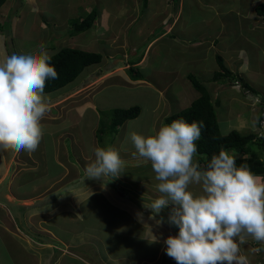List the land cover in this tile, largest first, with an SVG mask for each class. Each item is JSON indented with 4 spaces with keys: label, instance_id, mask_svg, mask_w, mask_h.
Masks as SVG:
<instances>
[{
    "label": "rangeland",
    "instance_id": "obj_1",
    "mask_svg": "<svg viewBox=\"0 0 264 264\" xmlns=\"http://www.w3.org/2000/svg\"><path fill=\"white\" fill-rule=\"evenodd\" d=\"M46 1H49V6L44 7L47 16L44 21L40 20V11H35V7L28 0H6V3L0 6V18L3 19L0 35L6 37L5 40L0 41V59L6 54H23L26 50H33L38 45L44 44L51 56L63 48H74L99 53L103 56V60L99 65L86 68L64 89L53 94H44L47 99H61L72 93L68 100L63 99L53 104V107L49 106L41 121L44 134L37 151L43 149L44 153L40 165L35 171L23 172L20 183L14 186V190L17 195L23 197L34 196L35 193L45 190L50 185L49 181H56L62 176L65 169L58 166L55 155L56 148L64 147L65 156L70 157L67 166L72 174L65 180V189L61 188L62 184H56L57 186L46 199L52 205L48 207L45 203L46 209L43 210L46 214H54L53 230L59 238V241H54L59 245L56 251L61 252L59 248H66L72 253L64 254L63 263L100 264L102 259L101 264H141V260L152 257L158 251L155 244L144 241V235H149L142 224L149 226L144 218L152 216L151 210H146L143 204L158 198L159 193L156 190L157 181L150 164H145L137 158L134 146L127 138L128 133L136 131L147 134L150 129L158 128L164 123L166 117L188 108L200 96L190 81L184 77L186 71L210 90L221 125L227 124L223 120L227 118L225 116L227 111L232 117L231 131L241 132L236 127L240 122L245 132L264 135V122L259 120L256 128L253 129L251 126L253 118L250 119V123L249 119L240 120L247 115L245 108L249 109V115L254 113L253 117L261 115L264 111V90H256L259 94H255L254 99L243 96L231 86H226L227 78L214 82L212 75L213 70L218 66L217 62L209 54L205 56L209 51L207 43L214 40L215 37L212 36L219 32L220 34L216 36L219 37L218 45L228 46L227 50L230 49L228 57L233 55V51L240 50V47L247 49L254 47V51L258 52L259 48L256 45L258 32L250 24H254L257 18L255 7L264 4V0H210L209 4L208 0H183L184 4L182 0H171L176 4V8L182 1V17L177 21L176 26L174 25V34L178 33V36L173 38L169 35L167 41L159 42L153 48L145 66L136 68L142 78L147 80L143 79L140 82L148 85L135 84V86L132 83L126 84L123 67L140 60L147 44L140 43L143 38L136 41L132 37L133 29L130 28V22L126 23L127 20L124 21V18L114 20L115 17H112L108 29L104 26V22H101L98 26L93 25L86 32L70 36L71 24L74 20L86 17L95 9L99 21L103 8L109 10L110 14L116 13L118 0H89L86 2L88 7L82 5L78 7L81 0L70 2L69 0H35L33 4L42 7ZM130 1L134 2V0ZM140 1L138 10L140 15H143L147 6L144 7L142 0ZM22 7L25 8L23 16ZM156 11H159L156 17L161 18L167 12V6L164 7L163 4L161 8L152 12ZM19 15L16 20V16ZM123 27L129 31V36L125 37L123 32L120 39H115L113 34H117ZM146 27L150 25L147 24ZM102 28L106 30L103 35ZM146 34L147 32L141 36L145 37ZM149 36L151 37L150 33ZM124 41L127 43L125 46H123ZM189 41L192 44L189 45ZM136 46L139 48L138 55L133 53ZM119 67L122 71L116 72ZM125 74L129 81L139 82L132 80V73L125 70ZM166 83L170 84V95L163 93L162 97L160 90ZM222 83L225 84L223 88L220 87ZM133 106L141 108L137 119L126 122L118 129L117 134H113L108 126L105 127L104 134H99L100 124L103 122L104 125L109 124L115 109H128ZM97 137L102 139V142H99ZM97 146L115 148L125 162L122 175L109 182L106 178L105 182L108 183L104 188L101 186V181L85 179L84 169L94 160L93 150ZM253 151L264 159V146H254ZM83 152L86 156H91L89 162L83 160ZM74 179L80 182L72 183ZM67 186L72 188V193L68 192ZM5 190L6 184L1 187L0 193H5ZM190 190L197 194L200 191L195 185L191 186ZM73 199L75 201H72ZM61 203L70 204L67 208L69 210L64 212L55 210ZM19 204V201L14 202V207L7 204L17 220H19L17 215L20 210L17 209ZM125 207L129 208L126 211L130 210L134 213V218L123 212ZM172 207L169 205L155 219H151L157 221L162 216L167 221ZM140 213L142 215H139ZM147 213L148 215L145 216ZM6 221L5 212L0 209V225ZM163 225L167 228L169 226L167 222ZM28 227L30 226L26 225L27 230L31 232L32 228L30 227L29 230ZM247 242L249 246L255 243ZM257 244L264 246L263 243ZM32 246V243L22 241L18 237L1 238L0 264H38V260H42L36 256L40 253V249L36 252L34 249L37 246L30 248ZM254 246H251L253 250ZM252 248L250 252H253ZM250 257L249 260L255 259ZM119 258L124 259H120L121 262L118 263ZM50 259L51 257L48 258Z\"/></svg>",
    "mask_w": 264,
    "mask_h": 264
},
{
    "label": "clouds",
    "instance_id": "obj_2",
    "mask_svg": "<svg viewBox=\"0 0 264 264\" xmlns=\"http://www.w3.org/2000/svg\"><path fill=\"white\" fill-rule=\"evenodd\" d=\"M5 39L0 35V41ZM51 59L44 44L0 59V151L37 150L44 134L41 121L49 108L46 82L59 78ZM258 122V116L252 119L253 129ZM203 128V121L188 123L180 118L147 134L128 133L135 155L150 164L157 181L158 198L143 207L155 219L173 206L166 222L178 232L163 243L166 255L176 264H250L241 245L249 237L264 243V178L246 163L238 165L236 149L223 145L202 166L195 157ZM232 128L231 121L222 124L221 135H228ZM93 151L94 160L84 169L85 179L101 181L104 188L122 175L125 162L111 146H97ZM193 185L199 187L198 194L190 190ZM67 190L72 193L71 187ZM156 223L163 225L164 217Z\"/></svg>",
    "mask_w": 264,
    "mask_h": 264
},
{
    "label": "crops",
    "instance_id": "obj_3",
    "mask_svg": "<svg viewBox=\"0 0 264 264\" xmlns=\"http://www.w3.org/2000/svg\"><path fill=\"white\" fill-rule=\"evenodd\" d=\"M35 0H28L29 3H32V5L35 7V11H40V20L44 21L46 19V14L44 12V7H48L49 6V1H46L42 7L36 6L34 5ZM71 0H69L70 2ZM89 0H81V4L78 5L79 6H85L88 7V5L86 4V2H88ZM183 1V0H182ZM182 1L180 3V6L178 8L175 7V3H172L171 0H149L147 3V8H146V12L143 15H140L139 12V8L138 6L141 4L140 0H134V2L130 1V0H118V10L116 11V13H112L110 14L109 10H107L106 8L102 9V13L99 16V21L97 20V18L95 20V24H97V26L99 25V23H103L104 22V26L108 29V24L110 23V18L112 19V17L114 18V20H117L119 18H124V21H126V23L130 22V28L133 29V35L132 37L135 38L136 41H139L140 39L143 38V40L140 43H146V50L144 52V54L142 55V57L140 58V60H138L137 62L134 63L135 67H143L145 66L148 57L150 55V53L152 52L153 48L159 43L163 41H167V36H172L173 38H175V36H178V33L174 34L175 31V26L177 21L180 20V17H182ZM209 2H207L208 4L210 3V0H208ZM6 3V1H5ZM4 3V4H5ZM3 4V5H4ZM164 4V7L167 6V12L161 17H156V15L159 13V11L156 12H152L153 10H157L158 8H161V6ZM184 4V1H183ZM214 4V3H211ZM210 4V5H211ZM263 4V3H262ZM153 5V6H150ZM30 6V5H29ZM24 9L22 7L21 9V13L22 16L24 15ZM95 10V9H94ZM91 12V11H90ZM252 12V11H251ZM255 14L256 12V7L254 9ZM258 15V14H257ZM256 15V19H255V23H251L250 25H252L253 29L255 31L258 32V42L256 43V45L259 48V51L256 52L254 51V47H251L250 49H247L245 47H240V50L238 49L237 51H233V55H231V57H228V55L230 54L229 50H227L228 46L226 44H222V46L218 45V38L216 37L220 34L219 33H215L212 37H215L214 40H211V42H208V49L209 51L207 53H205V56L207 57V54H209L210 56H212L213 58H215V61L217 62L218 65V61H217V57L221 56L223 58L224 64L225 66L234 73H238L240 77L244 78V82L246 83V88L243 87H239V86H235L232 81L231 78H227L226 81V86H231V88L236 89L237 91L241 92V94L245 97H251L255 99V94H259L257 91H263L264 90V39H263V34H264V19L260 16ZM20 17V15L17 17L16 16V20ZM83 18V17H81ZM143 18V19H142ZM142 19V20H141ZM141 24V25H137V24ZM150 25V27H146V25ZM175 25V26H174ZM128 28V29H130ZM222 29V28H221ZM220 29V30H221ZM90 30V29H89ZM104 32H106V30L104 28H102V35L105 34ZM123 32L125 33V37L129 36V31L126 29V27H123L122 30H119L117 34H113V37L115 39H120V37L122 36ZM145 32H147L145 37H142L141 35L144 34ZM149 33L151 35V37L149 36ZM174 34V35H172ZM223 36V35H222ZM138 38V39H137ZM133 40V39H132ZM121 41V40H120ZM139 43V44H140ZM123 46H125L127 43L126 41L123 42ZM192 44L189 41V45ZM140 46V45H139ZM135 50L133 51V53H135V55H138L139 53V48L138 46H136V48H134ZM212 50V51H211ZM229 51V52H228ZM147 54V56H146ZM226 55V56H225ZM194 57V56H193ZM194 58H198L197 56H195ZM226 58V60H225ZM130 63L127 64V66L123 67L125 68L126 71L129 72L131 66L129 65ZM231 64L235 65L232 66ZM217 68V69H216ZM213 70V75L220 71V67L219 65ZM122 68L119 67L118 69H116L115 71L120 72ZM219 69V70H218ZM125 70L123 71V75L126 78L127 83H132L134 84L133 86L136 85H141L144 84L143 82H140V80H137L139 82H131L127 79L126 74H125ZM186 73V75H184V77H186V79L188 81H190V75H192L191 73H188L186 71H184ZM201 76H203L202 74H200ZM107 76V75H106ZM194 76V75H193ZM195 77V76H194ZM204 77V76H203ZM196 78V77H195ZM144 79V81H147L145 78H142V80ZM197 79V78H196ZM223 79V78H222ZM221 81V80H219ZM236 81V80H235ZM216 82V81H215ZM262 82V84H261ZM241 83V82H239ZM147 83H145L144 85H146ZM190 84L191 81H190ZM148 85V84H147ZM224 83L220 84V87L223 88L224 87ZM191 86V85H190ZM193 87V85H192ZM191 88V87H190ZM194 88V87H193ZM219 89V87H218ZM170 84L166 83L162 85V89L160 90L161 96L163 97V93L164 95L166 94L167 96L170 95ZM196 90V89H195ZM79 91V90H78ZM76 91V92H78ZM197 91V90H196ZM211 91H213V88H211ZM72 93H68L66 96H64L61 99H47L48 105L53 107L52 105L65 99L68 100L69 96ZM185 95V93H183ZM253 96H249L252 95ZM245 97H243V99H245ZM256 102L258 101L257 99L255 100ZM252 106V105H251ZM84 107H87V105H84ZM245 112L247 113L245 118H241L240 116L238 119L240 120H245L249 119V123H250V119L254 118L253 115H249V109L245 108ZM225 116H227L226 119H223L224 121L228 122L232 119L231 116H229L228 112H225ZM262 117V118H261ZM259 118L261 119V121H264V111L261 113V115L259 116ZM54 120V119H53ZM237 128H239L241 130L242 134H249L251 132H245L242 128L240 122L238 124H236ZM243 131V132H242ZM240 132V131H239ZM43 149H41L40 151H36L34 152H27V151H21L19 153H12L10 151H0V189L1 187L6 184V190L5 193H0V209L3 210V212H5V216H6V222H4V224L0 225V239L1 238H10V237H18L20 238L22 241H26V242H30L33 244L32 247L30 248H34V246H37V248L34 249V251L39 252L38 249H40V253L36 254L33 250L34 255L36 254L37 258L40 257V259L42 258V260H38V264H50L52 262V264H64L63 262L64 260V254H72L70 249H66V248H59L61 249V252H57V248H58V244H55L54 241H59V238L56 234V232H54L53 230V218H54V214L52 213H44L43 210L46 209V207L44 206L45 203L48 204V207L50 205H52L50 203V201H46V199L48 198L49 195H51L50 193L55 189V186H57L56 184H62L63 186H61V188L63 187L65 189V180L67 179L68 176H70L72 173L70 172L71 170L69 169V166H67V163L69 164L68 160H70V157H66L65 156V150L64 147H58L56 148V161L58 166L61 169H65V172L62 176H60L56 181H52V182H48L50 183V185H48L45 190L35 193L34 196H27V197H23L20 194L17 195L18 193L16 192V190H14V186L20 183V176L23 172L26 171H35L38 168V165H40V159L43 156L44 151H42ZM83 160L86 162H89V160L91 159V156H86V153L83 152ZM79 175V174H78ZM80 177V176H79ZM261 178H264V176H259ZM81 180V179H79ZM31 182V180H28ZM80 181H76V179H74V182L72 183H79ZM70 185V184H68ZM69 186L66 187V189H68ZM60 191V190H59ZM59 191H56V193H59ZM15 201H19L20 204L17 207V209H20L17 213L19 220L15 219L12 215V211L9 210V208L7 207V204H9L11 207H14V202ZM72 201H75L74 199ZM70 206V204H65V203H61L59 206L57 205L56 209H59L60 211H68L69 209H67ZM127 209H129L127 207ZM126 207L124 208L123 212L127 213L129 215H131L133 217V212L130 211L132 214H130L129 211L127 210ZM148 213L145 215L147 216ZM148 218H144L146 223H149L150 225V230H148V225H146L145 223L142 224L145 228V231H147L148 235L145 234L144 235V241L148 242V243H152L155 244L156 247L158 248V251L149 258H144L143 260H141V264H176V261L170 257H168L164 251V249L166 248V245L163 243L164 239H166L169 235H175L178 232V229L173 228L172 226H168L165 227L166 225H157L156 221H153L149 216H147ZM134 218V217H133ZM167 220V219H166ZM166 222V221H165ZM26 225H29L32 229L31 232H29L26 228ZM30 227H28V229L30 230ZM3 229V231H2ZM154 236L157 237V242H152V234ZM7 234L8 236L5 237L4 235ZM36 241V242H35ZM247 241H254L253 239H251L250 237L248 238ZM256 244L254 246V244L252 243L251 246H254L255 249H261L260 251L256 252L253 251V248L251 246H249L248 242L241 245V251L242 254H245L248 256V258L254 257V260H249L250 264H264V246L257 244L258 242L254 241ZM63 244V242H62ZM259 245V246H258ZM264 245V243H263ZM69 247V246H68ZM252 248L253 252H250ZM45 252L43 255L42 253ZM59 255H61L59 257ZM50 260H48V258H50ZM93 257V256H92ZM250 257V258H251ZM120 259H124V258H119L118 259V263H120ZM44 260V261H43ZM42 262V263H41ZM44 262V263H43ZM50 262V263H49ZM102 259L100 261L101 264ZM98 263V262H97ZM106 264V263H103Z\"/></svg>",
    "mask_w": 264,
    "mask_h": 264
},
{
    "label": "trees",
    "instance_id": "obj_4",
    "mask_svg": "<svg viewBox=\"0 0 264 264\" xmlns=\"http://www.w3.org/2000/svg\"><path fill=\"white\" fill-rule=\"evenodd\" d=\"M6 0H0V6ZM149 0H142L143 6H147ZM258 16L264 19V4L256 7ZM97 11L93 10L88 13L86 17L76 19L71 24L70 36H75L91 29L97 18ZM0 18V28L3 27ZM5 26V25H4ZM1 30V29H0ZM103 56L99 53L87 52L84 50L74 48H63L54 56H52L51 64L55 67L59 78L55 80H48L44 89V94L56 93L65 87L72 84L84 71L94 65L101 64ZM220 71L213 76V81L222 80V78H231L234 84L238 83L241 87L246 88L244 78L240 77L238 73L231 72L224 64L221 56L217 57ZM137 62V61H136ZM129 72L132 73V80H142V76L136 70L134 64L130 63ZM190 81L193 87L200 93V96L192 102V104L179 112L173 113L171 116L165 118L164 123L170 124L173 120L183 118L186 122H200L203 121L204 128L202 129L201 139L197 142L198 154L195 159L203 166L211 158L213 154H218L220 146L223 145L225 149H236L238 153L237 164L246 163L249 165L251 171L257 176H264V159L253 151L254 146H264V135L261 133L251 132L249 134H242L237 130H233L226 136L221 135V124L218 120L216 112V105L212 101L210 90L199 82L193 75H190ZM236 80V81H235ZM241 82V83H239ZM223 84V83H222ZM243 85V86H242ZM141 113L139 106H133L128 109H115L112 113L109 124H100L99 134H104L105 127L117 134L118 129L126 122L137 119ZM262 118V117H261ZM261 121V119L259 118ZM261 125V124H259ZM98 136V135H97ZM98 141L102 142L99 137ZM253 148V149H251Z\"/></svg>",
    "mask_w": 264,
    "mask_h": 264
}]
</instances>
